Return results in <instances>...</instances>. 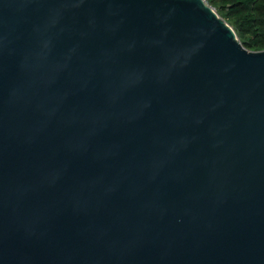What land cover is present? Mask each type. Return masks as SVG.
<instances>
[{"label": "water", "instance_id": "1", "mask_svg": "<svg viewBox=\"0 0 264 264\" xmlns=\"http://www.w3.org/2000/svg\"><path fill=\"white\" fill-rule=\"evenodd\" d=\"M0 264H264V49L204 0H0Z\"/></svg>", "mask_w": 264, "mask_h": 264}, {"label": "trees", "instance_id": "2", "mask_svg": "<svg viewBox=\"0 0 264 264\" xmlns=\"http://www.w3.org/2000/svg\"><path fill=\"white\" fill-rule=\"evenodd\" d=\"M251 51L264 49V0H209Z\"/></svg>", "mask_w": 264, "mask_h": 264}, {"label": "built area", "instance_id": "3", "mask_svg": "<svg viewBox=\"0 0 264 264\" xmlns=\"http://www.w3.org/2000/svg\"><path fill=\"white\" fill-rule=\"evenodd\" d=\"M207 4H209L210 5V3H209V0H204Z\"/></svg>", "mask_w": 264, "mask_h": 264}]
</instances>
